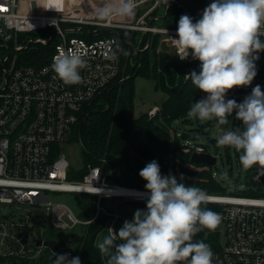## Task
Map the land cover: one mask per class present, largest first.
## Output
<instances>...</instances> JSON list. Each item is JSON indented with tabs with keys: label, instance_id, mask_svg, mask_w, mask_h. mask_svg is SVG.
<instances>
[{
	"label": "built area",
	"instance_id": "1",
	"mask_svg": "<svg viewBox=\"0 0 264 264\" xmlns=\"http://www.w3.org/2000/svg\"><path fill=\"white\" fill-rule=\"evenodd\" d=\"M33 1L37 11L33 10ZM63 2L54 5L58 9L55 11L38 7L40 0H0V264H53V252L75 257V231L101 216H106L109 228L115 230L114 222L121 215L105 206L106 198H113L116 206L117 199L146 201V189L108 183L99 165L88 164L83 179H69L72 167L61 152V143L70 141L87 103L130 77L127 63H135L131 52L144 51L158 36L157 51H162L161 44L166 42L176 54L170 36L176 37L178 23L163 24L172 5L179 18L186 14L195 22L212 0H196L194 9L185 0H134V16L106 24L95 15L101 4ZM121 28L141 31V37L147 34L145 47L139 48L126 35L101 36L103 32L118 34ZM117 45L128 55L118 51ZM30 48H40L45 61L25 62L21 53ZM70 48L84 51L87 66L81 70V82L68 86L57 78L51 65L59 50ZM184 61L194 60L189 57ZM255 63L257 75L252 84L229 91L226 100L242 102L257 84L264 91V52ZM159 110V105L151 107L149 117ZM184 148L191 156L195 152L215 156L212 165L218 162V156L204 143L188 139ZM248 171L245 187L237 181L226 183L221 176L227 192H206L207 203L217 204L221 216L212 231L218 234L212 247L213 264H264V170ZM252 172L255 176L251 180ZM94 187L101 190L99 194H91ZM55 192L90 194L94 198L91 216L82 217L68 204L53 199L51 193ZM50 228L72 234L49 237L47 233L53 231ZM48 240H54L58 248L48 245Z\"/></svg>",
	"mask_w": 264,
	"mask_h": 264
},
{
	"label": "clouds",
	"instance_id": "2",
	"mask_svg": "<svg viewBox=\"0 0 264 264\" xmlns=\"http://www.w3.org/2000/svg\"><path fill=\"white\" fill-rule=\"evenodd\" d=\"M38 7L58 11L54 6ZM135 8L134 0H104L95 15L106 24L134 16ZM170 38L181 61L191 57L200 62L199 72L193 70L184 77L206 96L194 102L187 115L223 126L235 114L240 126L223 131L216 138L217 147L239 153L245 170H264V91L257 84L242 102L225 99L229 91L250 86L257 75L255 62L264 52V0H212L195 22L182 15L176 37ZM117 50L128 55L119 45ZM86 66L84 51L70 48L58 51L51 69L71 86L81 82V70ZM139 176L146 181V210L137 209L118 232L108 228L96 245L106 264H213L211 246L196 239L205 230L214 231L221 222V216L206 207V192L183 183V177L162 175L156 160L147 163ZM100 191L94 187L91 194ZM53 256V264H81L78 256L69 258L55 252Z\"/></svg>",
	"mask_w": 264,
	"mask_h": 264
},
{
	"label": "trees",
	"instance_id": "3",
	"mask_svg": "<svg viewBox=\"0 0 264 264\" xmlns=\"http://www.w3.org/2000/svg\"><path fill=\"white\" fill-rule=\"evenodd\" d=\"M187 5L195 8L196 0H185ZM179 21V13L171 6L168 17L163 21L166 26H173ZM124 31V30H123ZM120 35L116 32H103L101 36ZM122 39V38H121ZM158 36L151 45L135 60L134 65L127 63L130 77L118 82L98 94L87 103L73 128L71 141L83 144L85 167L81 170L70 168L69 179H83L88 171V164L99 165L102 175L108 183L122 184L145 189L146 181L139 172L147 163L156 160L162 175H175L182 182L203 189L205 192H227L223 182L213 174V165L207 162H194L191 153L184 148V141L194 139L189 130L174 127L177 120L189 121L187 112L191 105L203 99L204 93L196 89L184 76L191 71L199 72L200 62L181 61L174 53L157 51ZM40 48H30L24 52L27 63L45 61ZM137 76L151 78L156 89L167 93V98L160 105V110L149 117L148 113L135 116L134 97ZM250 170H259L256 167ZM132 203L146 210V201L124 200L117 204ZM92 196L82 217H90L93 212ZM206 207L218 213L217 204L207 203ZM107 221L101 216L97 221L83 228L76 236L78 256L81 264H106L96 247V237ZM216 232H202L196 239L216 246Z\"/></svg>",
	"mask_w": 264,
	"mask_h": 264
},
{
	"label": "rangeland",
	"instance_id": "4",
	"mask_svg": "<svg viewBox=\"0 0 264 264\" xmlns=\"http://www.w3.org/2000/svg\"><path fill=\"white\" fill-rule=\"evenodd\" d=\"M72 0H64L63 4H70ZM103 0H74V2L78 3L77 6H82L84 2H91L95 5L102 4ZM61 0L59 3H54V0H41L40 6L48 7V6H59L62 5ZM63 5V6H64ZM72 5V4H71ZM41 8V7H40ZM158 24H161V21H157ZM124 30V31H123ZM119 32L122 35L128 36L130 39H133L136 45L143 49L147 43L148 35L143 34L141 37V31L130 30V29H119ZM161 48L164 51H169L174 53L173 48L166 42L161 44ZM145 51V49H144ZM138 52L131 55L134 56L135 59L143 53ZM21 53V52H20ZM24 54V53H21ZM19 56V52L15 54V57ZM167 98V93L162 89L155 88V82L151 78H147L144 76H137L135 79V97H134V114L135 116H141L147 114L151 107L156 105H161L163 101ZM229 117L230 123L223 126H217V122L213 121H200L198 119L189 118V121L183 122L182 120H177L174 123V127L179 128V130H189L195 142L204 143L208 146L210 152L214 155L218 156V162L216 165H213V173L215 176L220 179L221 176L225 177L224 182L228 183L231 181H237L238 183H242L241 187H245L248 183V170H245L240 162H239V153L235 150L228 147H217L216 138L222 134L223 131L231 130L234 127L240 126V121L236 120L234 117ZM61 152L64 153L66 159L69 161L71 167L75 170H81L85 167L84 161V153H83V144L80 141H64L61 143ZM89 168V167H88ZM53 199L61 201L63 203L68 204L75 213L82 216L85 210L88 207V204L92 198L90 194L81 193V192H55L51 193ZM117 202H120V199H117ZM127 206L126 212L130 216H134V213L137 209L132 203H126ZM46 212V211H45ZM133 219V217H132ZM131 219V220H132ZM110 226V222H106L104 227L99 231L96 237V243L102 241V239L108 234V228ZM122 227L120 222L114 225L115 230L118 232ZM52 229V228H50ZM53 231H49L47 236H69L72 234L71 231H59L57 229H52ZM82 229L79 231H75L73 234L77 235L80 233Z\"/></svg>",
	"mask_w": 264,
	"mask_h": 264
},
{
	"label": "water",
	"instance_id": "5",
	"mask_svg": "<svg viewBox=\"0 0 264 264\" xmlns=\"http://www.w3.org/2000/svg\"><path fill=\"white\" fill-rule=\"evenodd\" d=\"M32 5H33V10L37 11L36 1H33ZM166 15H167V13L164 15V17H166ZM191 159L197 163L207 162V163L214 164L216 162V157L211 155V154H208V153L195 152V153H193ZM254 176H255V172H252L250 179L252 180ZM104 204L106 207L111 208V209H114L116 207L115 200L113 198H106L104 200ZM46 243L48 245L52 246L54 249L58 248V244L54 240H48Z\"/></svg>",
	"mask_w": 264,
	"mask_h": 264
},
{
	"label": "crops",
	"instance_id": "6",
	"mask_svg": "<svg viewBox=\"0 0 264 264\" xmlns=\"http://www.w3.org/2000/svg\"><path fill=\"white\" fill-rule=\"evenodd\" d=\"M45 1V0H44ZM47 1V0H46ZM40 2H41V0H40ZM59 3V0H54V3ZM126 203H123V204H121L120 206H116L115 207V211L116 212H118V213H120V215H121V218L120 219H118V220H116L115 222H114V225L116 224V223H118V222H120L122 225H123V223H124V220H128V221H131V219H132V217L133 216H130V215H128L127 214V212H126V209H127V206L125 205ZM110 222V220H107L106 222Z\"/></svg>",
	"mask_w": 264,
	"mask_h": 264
},
{
	"label": "bare ground",
	"instance_id": "7",
	"mask_svg": "<svg viewBox=\"0 0 264 264\" xmlns=\"http://www.w3.org/2000/svg\"><path fill=\"white\" fill-rule=\"evenodd\" d=\"M70 4H72V5H76V4H78V3L74 2V0H72V1L70 2Z\"/></svg>",
	"mask_w": 264,
	"mask_h": 264
}]
</instances>
